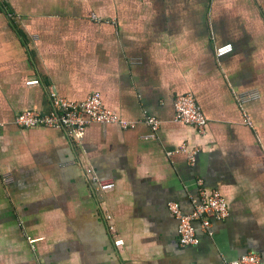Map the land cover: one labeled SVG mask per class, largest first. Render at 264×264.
<instances>
[{
    "label": "crops",
    "instance_id": "crops-1",
    "mask_svg": "<svg viewBox=\"0 0 264 264\" xmlns=\"http://www.w3.org/2000/svg\"><path fill=\"white\" fill-rule=\"evenodd\" d=\"M250 90L251 126L237 100ZM54 92L98 93L135 126L91 125L76 144L15 125ZM187 94L204 133L175 121ZM147 117L162 121L154 139ZM0 124V264H264V0H0ZM87 168L117 188L96 193ZM199 182L229 218L184 247L168 205L191 213Z\"/></svg>",
    "mask_w": 264,
    "mask_h": 264
},
{
    "label": "built area",
    "instance_id": "built-area-1",
    "mask_svg": "<svg viewBox=\"0 0 264 264\" xmlns=\"http://www.w3.org/2000/svg\"><path fill=\"white\" fill-rule=\"evenodd\" d=\"M233 53L234 47L231 45L218 48L216 51L217 57L220 59ZM27 84L39 85V81H29ZM50 99L49 113L43 114L37 110L23 111L15 117V125L25 129L42 128L62 131L72 143L76 144L81 142L87 128L91 125H116L122 129H130L135 126V123L126 121L107 109L98 93L92 94L80 102L70 101L56 92L50 95ZM260 99L261 94L258 90H250L237 95V100L245 117V123L249 126L252 125L251 117L246 106ZM175 107L176 122L194 126L202 133L206 131L209 119L193 95L179 96L176 99ZM146 123L153 131V134L147 138H156L157 132L161 129L162 121L156 117H147ZM0 127H3V124H0ZM178 152L188 153L190 164L196 162L199 154L197 150L190 151L186 145L182 146ZM85 176L96 193L107 194L117 188L115 181L101 179L93 168L85 169ZM199 185L200 196L198 200L192 201L193 210L191 213H185L178 203L171 202L168 205L170 213L178 221L179 241L184 247L198 245L200 243L199 233L213 238V221L223 222L229 218L228 204L222 194L218 190L208 193L202 188L201 182H199ZM106 218L108 230L112 232L114 226L109 222L112 221L113 217L111 214H107ZM30 243L33 242L30 241ZM114 244L116 247H120L124 242L119 239L115 240ZM224 264H262V258L256 254H248L235 262L224 261Z\"/></svg>",
    "mask_w": 264,
    "mask_h": 264
}]
</instances>
